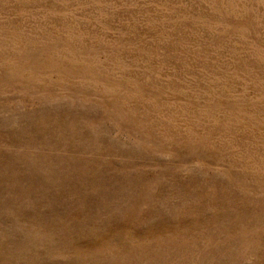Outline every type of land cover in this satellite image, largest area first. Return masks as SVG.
<instances>
[{"label":"rangeland","instance_id":"1","mask_svg":"<svg viewBox=\"0 0 264 264\" xmlns=\"http://www.w3.org/2000/svg\"><path fill=\"white\" fill-rule=\"evenodd\" d=\"M0 264H264V0H0Z\"/></svg>","mask_w":264,"mask_h":264}]
</instances>
